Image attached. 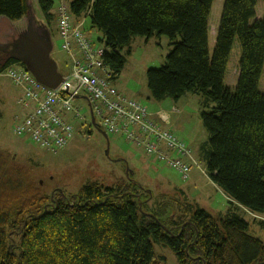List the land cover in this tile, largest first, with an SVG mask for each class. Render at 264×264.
I'll return each instance as SVG.
<instances>
[{
  "label": "trees",
  "instance_id": "obj_1",
  "mask_svg": "<svg viewBox=\"0 0 264 264\" xmlns=\"http://www.w3.org/2000/svg\"><path fill=\"white\" fill-rule=\"evenodd\" d=\"M258 1L224 0L212 52L213 0H70L67 10L74 22L89 17L103 32L111 80L124 66L120 50L132 37H169L173 47L165 61L145 74L151 97L201 95L206 172L229 202L264 226L255 217L264 212V12L255 18ZM36 2L52 32L55 0ZM28 4L0 0V17L17 21L29 13ZM236 39L239 72L228 85ZM13 64L23 67L0 57V72ZM123 184L89 182L75 195L43 194L25 168L9 166L0 152V264H163L154 242L170 248L179 264H264V241L248 233V220L237 212L212 213L165 194L154 199L137 184Z\"/></svg>",
  "mask_w": 264,
  "mask_h": 264
},
{
  "label": "rangeland",
  "instance_id": "obj_2",
  "mask_svg": "<svg viewBox=\"0 0 264 264\" xmlns=\"http://www.w3.org/2000/svg\"><path fill=\"white\" fill-rule=\"evenodd\" d=\"M34 10V18L42 21L49 29L42 13L40 12L36 0H28ZM69 7L70 0H55L54 7L63 4ZM224 0H213V8L209 23V50L212 52L216 40V31L221 18ZM255 8V18H260L264 12V3L259 0ZM56 16L60 12L55 9ZM69 18L71 26H78L83 33L91 39L93 44L104 47V34L96 27H91L89 17H85L79 22H74ZM253 18V19H255ZM252 19V20H253ZM27 18L23 16L17 21H9L0 17V43L10 42L18 33L25 28ZM51 37L53 41V57L59 64L67 70L71 65V58L60 48L61 39L59 37L57 20L52 26ZM177 37L175 40H178ZM130 44L123 47L120 53L124 56V63L121 72L112 79L114 85L120 87L125 95L136 94L141 97L146 107L152 110L151 103L148 102L146 93L148 91L146 71L159 68L163 64L172 49L171 40L166 34H152L149 37L138 35L130 39ZM226 68L224 82L226 84H236L238 77V66L241 48L236 39L232 45ZM0 52V57H2ZM264 88V67L260 83V89ZM185 97L179 99L180 105L186 102L185 113L181 119L175 121L172 128L181 139L186 135L194 140L207 138V129L204 127L202 117L201 100L199 94L187 93ZM189 95L190 99L187 101ZM21 96V88L14 85L11 80L0 72V152L8 160V165H17L28 171L29 178L37 181L43 194H51L54 191H62L66 195H75L80 188L89 182H96L105 187L117 185L137 184L139 191L147 192L141 194L142 199L148 197L171 196L175 199L192 202L199 208H204L212 213L223 212L224 210L235 211L249 222L248 233L254 237H259L264 241V226L255 222L249 213H245L236 204L229 202V199L213 183L206 172L207 162L202 155L190 162L189 173L198 171L195 181H192L191 173L188 178H182L178 170H174L167 164L161 163L155 157H149L135 143L129 142L123 135L107 134L109 148L107 150L106 139L101 132H97L96 126L91 122L89 115V102L84 97L83 102L78 97L73 104L86 120L74 119L75 108L70 112H65L64 117L74 126L73 135L63 149L57 151H47L35 144L28 136H17L13 132L16 114L21 112L17 100ZM175 100V99H174ZM169 98V101H174ZM150 111V110H149ZM151 113V112H150ZM152 114V113H151ZM98 120V119H97ZM96 123H98V121ZM100 127V125L98 124ZM169 129V128H167ZM192 136V137H191ZM194 156V155H193ZM126 162V163H125ZM130 169H127V165ZM132 172H131V171ZM136 186V187H138ZM144 194V195H143ZM165 194V195H164ZM4 198L7 196L3 195ZM169 197V198H171ZM46 207V206H45ZM264 220V212L255 216ZM19 234H15L16 243ZM153 251L158 260L163 264H179L174 252L170 248L160 243H153Z\"/></svg>",
  "mask_w": 264,
  "mask_h": 264
},
{
  "label": "built area",
  "instance_id": "obj_3",
  "mask_svg": "<svg viewBox=\"0 0 264 264\" xmlns=\"http://www.w3.org/2000/svg\"><path fill=\"white\" fill-rule=\"evenodd\" d=\"M56 9L60 12L57 16L60 48L72 63L67 70L60 67L64 79L56 88L40 84L24 67L13 64L4 68L1 73L21 88L17 100L21 112L15 116L14 134L28 136L47 151L63 149L74 132L64 113L75 108L74 119L86 120L87 116L82 117L72 104L75 98L86 97L94 121L98 119L104 132L123 135L149 157L188 178L189 161L193 160L191 148L176 133L162 128L142 101L126 97L111 84L110 70L103 64L104 50L92 44L81 28L71 26V15L64 3Z\"/></svg>",
  "mask_w": 264,
  "mask_h": 264
},
{
  "label": "water",
  "instance_id": "obj_4",
  "mask_svg": "<svg viewBox=\"0 0 264 264\" xmlns=\"http://www.w3.org/2000/svg\"><path fill=\"white\" fill-rule=\"evenodd\" d=\"M28 6L29 13L24 15L27 18L25 28L10 42L0 43V52L5 55V61L13 59L22 64L40 84L48 88H56L62 83L64 72L52 55L51 33L42 21L34 18L33 8L30 4ZM91 122L106 139L107 153L109 148L108 135L94 121L92 112ZM127 169H129L128 165ZM182 230L183 226L181 227Z\"/></svg>",
  "mask_w": 264,
  "mask_h": 264
},
{
  "label": "crops",
  "instance_id": "obj_5",
  "mask_svg": "<svg viewBox=\"0 0 264 264\" xmlns=\"http://www.w3.org/2000/svg\"><path fill=\"white\" fill-rule=\"evenodd\" d=\"M95 46H97L95 44ZM111 84L114 85V81L111 80ZM115 87H117L116 85H114ZM117 89H119V91H121L124 95V91L120 88L117 87ZM145 96L148 99V102L151 103L152 105V110L149 108L150 112L152 113V116L154 119H156L158 121V123L161 125L162 128H169L171 130H173L175 132L174 129H172L176 122L175 121H179L181 119V116L185 113V110L187 108L186 106V102L184 105H180L179 103V99H181V97L177 100L174 101H169V98L163 99L162 101L156 100L154 97H151L149 90L148 91H144ZM187 93H185L184 96H188L186 95ZM126 96V95H125ZM191 95H189L188 99H186L187 101L191 98ZM127 97V96H126ZM129 97L131 98H136L138 100H140L141 97L136 96V94L133 95H129ZM128 97V98H129ZM79 99H84V98H79ZM83 102V101H82ZM148 108V107H147ZM192 137V136H191ZM182 140H184L186 142V144L191 148V150L193 151V159L196 157H199V155L201 154V150L203 148V146H205L208 142V134H207V138L206 139H202V140H194L186 135L182 136ZM126 163V162H125ZM127 165V164H126ZM191 173V178L192 181H195L197 176H198V171H190Z\"/></svg>",
  "mask_w": 264,
  "mask_h": 264
},
{
  "label": "flooded vegetation",
  "instance_id": "obj_6",
  "mask_svg": "<svg viewBox=\"0 0 264 264\" xmlns=\"http://www.w3.org/2000/svg\"><path fill=\"white\" fill-rule=\"evenodd\" d=\"M2 55H3V56L1 57V60H2V62H3V61H5V58H6V57H5L4 54H2ZM97 132H98V130H97Z\"/></svg>",
  "mask_w": 264,
  "mask_h": 264
}]
</instances>
